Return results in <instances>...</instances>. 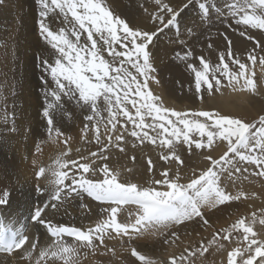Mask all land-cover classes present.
Here are the masks:
<instances>
[{
  "label": "snow or ice",
  "instance_id": "6c2138e0",
  "mask_svg": "<svg viewBox=\"0 0 264 264\" xmlns=\"http://www.w3.org/2000/svg\"><path fill=\"white\" fill-rule=\"evenodd\" d=\"M34 2L38 6V34L45 44L36 59L46 139L37 141L36 151L49 141L58 151L48 165L33 162L37 181H45L44 187L37 184L36 191L46 195L27 218L37 235L25 234L26 225L15 230L5 227V217L0 214V256L12 257L16 264H82L89 255L111 253L116 258L107 241L127 238L128 255L120 264H206L205 253L213 247L225 253L226 264H264V207L214 231L206 242L202 239L163 260L154 259L144 250L148 245L138 243L162 237L153 240V249L171 246L180 239V228L193 225L207 229L212 227V214L221 213L233 202L260 198L257 192L236 185L237 181H264V106L251 119L219 110L165 106L151 88L152 83L159 84L151 47L166 30L179 35L183 28L185 35L197 39L198 29H211L217 22L233 28L253 43L245 54H237L233 41L219 29L225 50L217 62L195 56L191 47L176 54L194 76L193 94L201 103L205 95H223V89L246 93L249 102L264 97V56L256 54L257 48L264 52V0H153L151 30L130 26L107 0ZM190 9L195 11L194 20L187 17ZM253 31L259 38L251 34ZM257 63L260 76L254 70ZM69 105L80 110L81 141L94 142L95 151L77 148L78 155L71 156L74 137L57 126L56 119L57 114L61 124L65 118L74 119ZM8 131H16L14 112ZM129 138H133L132 148L147 143L164 150L160 159L175 163L176 170L166 168L158 179L152 177L144 184L122 179L121 171L108 160L112 150L126 154ZM182 150L198 152L205 166L182 176ZM154 168L149 158L148 172ZM132 171L126 169L127 173ZM226 180L235 191L229 190ZM84 196L100 206L94 224L78 227L48 217L49 211L59 212L67 200ZM10 202L11 191L0 189V207ZM0 264H13V260Z\"/></svg>",
  "mask_w": 264,
  "mask_h": 264
},
{
  "label": "bare ground",
  "instance_id": "6f19581e",
  "mask_svg": "<svg viewBox=\"0 0 264 264\" xmlns=\"http://www.w3.org/2000/svg\"><path fill=\"white\" fill-rule=\"evenodd\" d=\"M107 2L113 9H115L117 12H119L123 16H125V9L124 8L127 6V4H132L131 5L132 8L135 5L134 4V0H132V1L131 0H107ZM13 3H15L16 6L18 4V6L20 8V9H18V8L15 9V14H16L15 20L17 19V22H19V25H20V27H18V29H19V36H18L19 41L21 43L29 42V40L31 38V37H29V35H30L31 31H32L31 29H33L31 27H32V25L34 23V19H39V17H38V6L34 2V0H0V22L2 20H4V18L5 19H9V16H11L13 11H11L10 7H8V6H10V4H13ZM146 6L148 7V9H147L148 12H146V15H142L144 17L142 19H140V21H138L136 23L134 22L135 23L134 25H136L137 27L146 28V29L151 30L152 27H151V24H150V22H151L150 13H153L155 11V6H154L152 0H148ZM129 10H130V8H129ZM134 13H137V12H134ZM136 20H137V18H136ZM15 31H16V29H15ZM15 31H14V33H15ZM2 34H4V32H2ZM2 34H0V35H2ZM237 37H235V38L238 39ZM43 43L44 42L34 41V39H33L30 42V45H31V48H34L35 50L39 51V50L42 49ZM8 44H10V43H8ZM236 44H237V42H236ZM162 45L165 46V44H162ZM11 47H13V46H11ZM165 48L163 47L162 49L164 50ZM213 49H214V47H213ZM215 49H217V48H215ZM6 50H9L8 46H7ZM157 50H159V49H157ZM167 50L168 49H166L165 51H167ZM9 53L11 54V52H9ZM164 53H167V52H164ZM155 54H157V53H155ZM159 54L160 53H158L157 55H159ZM160 57H161V55H160ZM18 58H19V56H18ZM157 59H158V57H157ZM158 61H159V59H158ZM20 62H22V61H20ZM156 62H157V60H156ZM18 67H20V66H18ZM30 67H31V65H30ZM30 67H29V69H31ZM35 69H36V67H35ZM177 69H179V68H177ZM161 73H163V70H162ZM165 73H163V74H165ZM179 73H181V72H179ZM163 79H166V78H163ZM176 80L178 82H180L179 77ZM27 83L29 84V87H32V86L36 87V89L34 88L36 91H37V88H41V85L39 84L40 82H38L35 79L34 76H30L29 75L27 77ZM178 84H180V83H178ZM176 86H178V85H176ZM26 87H28V86H26ZM36 91L35 92L31 91V94L33 95L34 100L36 101V104H35V107H34L35 109L34 110H32V108L28 109L29 108L28 106H27L28 107L27 109H26V107L25 108L23 107L24 110L26 109L25 112L22 111V112H24L22 114V116H23V119H22L23 120V124L22 125H20V124L18 125V123L16 124V125H18V127L16 126V128H17L16 129L17 130L16 134H11V135L10 134H6L5 131L7 130V128L4 127L5 125L0 126V189L8 188L11 191V202L6 207H0V214H2L5 217V220H4L5 227H11L13 230H15L17 228H20L22 225H26L27 232L25 234H27V235H29L30 237H33V238H35V236L37 235V230H36V228L31 226L30 222H27V218L29 217L30 211L32 210L33 206L39 204L41 201L46 199V195L41 196L36 191L37 184H39L40 187H44L45 186V181L43 179H40L39 181H37V178L35 176V171L31 170L33 172L32 173L33 175H31V173H30L31 171H29L27 169V167H25L24 164H23V161L25 160L24 158L27 156L28 152L31 150V148L33 146L35 148V146H36L35 143H37L38 140L41 141V140H43V138H45L46 124L43 121V116L40 114V111H42V108H43V99H44V97H43V92L37 93ZM6 92H7V90H6ZM27 94H30V93H26V95ZM18 96L21 97V95H18ZM28 96H30V95H28ZM14 99H18V98H14ZM25 101H23L22 103H24ZM28 101L31 102V100H28ZM211 102H212L213 108L215 110H219L221 112H232L234 114L243 115V116H245V117H247L249 119H251L253 117H256L257 116V112L260 110V108L262 106H264L261 103V105H259L257 107H251L252 109L250 107L247 108L246 105L249 104L248 98H247V94L246 93H234V92L226 94L225 96H222V97L217 98L215 100H211ZM22 103H19V104H22ZM208 103H206V104H208ZM254 105H256V104H254ZM14 108H16V107H14ZM17 108H19V106ZM72 108H74L73 113L76 116L75 117L76 120L79 119L80 118V110L77 107H71V105H69V110L70 111L73 110ZM11 109H13V108H11ZM7 110H9V109H7ZM56 119L58 121V125L57 126H62L64 131L68 130L70 124H67V122H66L67 120L65 121L66 118L63 119L62 124L60 123L61 116L59 114L56 115ZM28 129H31V131H28ZM83 145L81 146L82 150H84L86 147L89 146V145L86 146V144H85L86 147H83ZM52 146H53V144H52ZM71 147H72V149L74 151L79 146L76 147V145L73 143ZM53 148H54V146H53ZM53 148L52 147H48V150L51 151ZM61 149H63V148L61 147ZM155 150L153 148H148V147L127 148L126 149V154L119 153L118 150H112L110 158L108 160V163L112 164L113 160L115 159L118 164L114 165V166L117 167L118 169H120L121 173L124 176H126V177H138L139 176V183L140 184H144L146 181L150 182V179H149L150 178V174H148V170H147V165L146 164H147V160L149 158H151L152 161L155 160V152H156ZM73 151L71 153V156L72 157H76L78 154H77L76 151H74V152ZM52 152H54V151L52 150ZM132 156H135V158H136L135 161H133L131 159ZM201 165H203L202 162H200L199 166H201ZM127 168H132L133 171L131 173H127L126 172ZM34 169H36V167ZM229 186H230L229 189H231V190L233 189V191L236 190L235 188L231 187V184ZM236 187L237 188H242L243 190L248 191V192L255 191V192H257L259 194L260 198L264 199V187L249 183L248 181H245L243 184L236 185ZM84 197H86V196H84ZM83 198H81V199H83ZM91 201H93V200H91ZM251 201H252V204L250 203ZM255 201L256 200H250V201H246V202L249 203V205L251 204L250 206H252V207H257L256 203L258 201L257 202H255ZM93 202H95V201H93ZM95 203H97V202H95ZM64 204L60 208L59 212L49 211L47 213L48 217H50L54 222L63 223V224H67V225H74V226H78V227H85L86 228L87 226L94 224L96 222V219L99 216L100 206H99L98 203L96 205H88V206H86V208H88L89 210L82 209L81 206H80V203H76L73 206L72 205H68V204H66L64 206ZM231 206H233V207L230 210H237V209L239 210V208L242 207V203L241 204H236L235 203V205L233 204ZM259 206H260V204H259ZM240 209H242V208H240ZM230 210L223 209L221 213L212 214L210 216V221L212 223V227H214L215 229L218 230L219 227L217 228V226H220V229H221V228L227 227L231 223H233L234 221H230L231 219L230 220H225L226 216L230 213L229 212ZM245 211H248V210L244 208L243 212L245 213ZM233 215H234V213H233ZM119 219L123 220L124 216H120ZM215 224H217V225H215ZM256 227L259 228L258 225ZM204 230H207V229H205L203 227L193 226V225H189L187 228H183L182 227V228H180L179 233H178L180 239L178 241H176L175 244H172L171 246H169V245H158L155 249H153L152 244H153V240H155V238H149L147 240H143L144 243H142V244L143 245L144 244L148 245V247L146 249H144V250L149 252V253H152L154 259L158 260V258H159L160 260H163V259H165L167 256H169L172 253L179 254L185 247L198 245V243L202 239L206 242L208 239L211 238V234L212 233H210V232L202 233V231H204ZM39 239H40L42 244L45 243L43 228H41L40 231H39ZM107 243L109 244L110 247H114L115 252H116V258H112L111 253H108L105 256H100L99 254H97L96 256L89 255L86 259H82V264H120L121 260H124V259L127 258V255H128V253L126 252V249L128 247L127 238H125L124 241H121L119 239L108 240ZM134 243H136V242H134ZM210 253H211V259H209L208 264L213 263V261H214L213 259H215V264H226V255H225V253H223V252H215V247L210 249ZM4 260H13V264H16L14 258L0 256V261H4Z\"/></svg>",
  "mask_w": 264,
  "mask_h": 264
},
{
  "label": "rangeland",
  "instance_id": "374dc122",
  "mask_svg": "<svg viewBox=\"0 0 264 264\" xmlns=\"http://www.w3.org/2000/svg\"><path fill=\"white\" fill-rule=\"evenodd\" d=\"M147 2H148V0H145V1L144 0H134V4L135 5L133 6V8L131 6L132 4H127V6L124 8L125 9V16L121 15L119 12H117L115 9H113L110 5L109 6L113 10H115L114 12L119 14L121 16V18L126 19V21L128 20L127 22L129 23L130 26L137 27L134 24L136 22L140 21V19H142L144 17L142 15H146V12H148V10H147L148 7L146 6ZM8 7H10L11 11H13L11 16H9V19H5L4 18V20H2L0 22V34H2V32H4V34L0 35L1 36L0 37V62H1L0 63V68H1L0 69V105H1L0 106V126L5 125L4 127L7 128V130L5 131L6 134H10L11 135V134H16L17 133V130L14 131V132H9L8 131L9 125L11 123V113H13V112L15 113V117H16L15 118V124L18 123V125L19 124L22 125L23 124V120H22L23 116H22V114L25 112V110L28 107H29L28 109H30V108H32V110L35 109L34 107H35L36 101L34 100V97L31 94V91L35 92L36 91L35 90L36 87H33V86L29 87V84L27 83V77L29 75L30 76H34L35 79L38 82H40L39 84L41 85V81L39 79V77L41 75V72H40V69L37 67L38 61L36 59V56H37V54L39 53L40 50L38 51V50H35L34 48H31L30 42L33 39H34V41H38V42H43V41L41 40V38H40V36L38 34V19H34V23H33L32 27H31V28H33V29H31L32 30L31 33L32 32L33 33L32 34L30 33V35H29V37H31L30 38L31 41L29 40V42L21 43L19 41V38H18V36H19L18 27H20V25H19V22H17V19L15 20V16H16L15 9L16 8L20 9V8H19L18 4L16 6L15 3L10 4V6H8ZM129 8H130V10H129ZM134 8L135 9L137 8V9L135 10ZM145 9L147 11H145ZM134 12H137V13H134ZM187 17L190 20H194L195 19V11H194V9H190L189 10V12L187 14ZM136 18H137V20H136ZM150 24H151V27H152L151 29H153L154 25H152V22H150ZM14 28L16 29V31H15ZM217 29H219V32H226L227 33L229 38L233 41V47H234V50H235V52L237 54H245V50H249L250 51L252 49V47H253V43L252 42H249L246 38H243V37L239 36L238 31H233V28H227L224 25L220 24L219 22H217V24L215 26H213L211 29H207L206 27H205V29L204 28L198 29L197 30V39H193V38L185 35L184 34V29L182 28L181 29L182 32L179 35H177L174 31L166 30L162 35L159 36L158 39H156L154 41V46L151 47V51H152L153 59H154V66L157 69L156 75H157V78L159 80V84L152 83L151 84V88H152L154 94L159 95L162 98L165 106H168V107H171V108H176L177 110H181V109H185L186 110V109H190V108H199V107L200 108H204L205 110H208V109L209 110H215L213 108V104H212L211 100H215L217 98L225 96L226 94L233 93L230 89H223V95H221L220 93H217V94H215L212 97H208L207 95H205L204 101H203V103H201L200 100H198L193 94V92H194V76H193V74L186 68L185 62H183L176 55L177 53L183 52L185 50V48L191 47L193 49V51H194L195 56L198 57V56L203 55L204 57L208 58L211 62H213V63L217 62L219 53L225 50V42L223 40V37L217 31ZM14 31H15V33H14ZM209 33H210V35H209ZM251 34L253 36H256V37L259 38V33L258 32L253 31ZM235 37H237L238 39H236ZM180 41H183L184 43L181 44ZM236 42H237V44H236ZM8 43H10V44H8ZM162 44H165V46H163ZM209 44L212 45L211 48L208 47ZM7 46H8L9 50H6ZM11 46H13L15 49L13 47H11ZM163 47L164 48L166 47V48L163 50L162 49ZM213 47H214V49H213ZM43 48H45V44L44 43L42 45V49ZM215 48H217V49H215ZM157 49H159V50H157ZM166 49H168V50L165 51ZM9 52H11L12 55ZM164 52H167V53H164ZM155 53H157V54L160 53V54L157 55ZM162 54L163 55L165 54V55L163 56ZM256 54H257V56H264V52H261L258 48L256 49ZM160 55H161V57H160ZM18 56H19V58H18ZM157 57H158L159 61H158ZM156 60H157V62H156ZM20 61H22V62H20ZM193 62L198 64V61H193ZM30 65H31V67H30ZM18 66H20V67H18ZM28 66L31 69H29ZM35 67H36V69H35ZM177 68H179V69H177ZM162 70H163V73H165V72L166 73L165 74L161 73ZM254 70L256 71L257 76L261 75V67H260L259 63H257V65L255 66ZM179 72H181V73H179ZM178 77H179L180 82H178L176 80ZM163 78H166V79H163ZM178 83H180V84H178ZM176 85H178V86H176ZM26 86H28V87H26ZM6 90H7V92H6ZM36 92L37 93H41L42 92V88H37ZM26 93H30V94L26 95ZM6 94H7V101H8L7 104L4 103V99H5V95ZM18 95H21L22 98L20 96H18ZM28 95H30V96H28ZM13 97L14 98H18V99H14ZM247 98H248V95H247ZM28 100H31V102L28 101ZM23 101H25L26 103L25 102L22 103ZM248 102H249V98H248ZM19 103H22V104H19ZM206 103H208V104H206ZM261 103L264 105V97L253 98V99H251V102H249V104H247L246 106H247V108H249V107L250 108L251 107H257V106L261 105ZM254 104H256V105H254ZM18 106H19V108H17ZM14 107H16V108H14ZM23 107L24 108L26 107V109L24 110ZM71 107H76V106L75 105H73V106L71 105ZM6 108L9 109V110H7V114H9L7 119H5V109ZM11 108H13V109H11ZM72 109L73 110H71V112L73 113L74 108H72ZM22 111H24V112H22ZM229 113H232V112H229ZM40 114L42 115V111H40ZM73 116H74V119H72L70 121L68 119H65V121L67 120L66 121L67 124H70L68 130H65V132L71 134L74 137V142L73 143L76 145V147L79 146L81 148V146L83 144H84L83 147H86V146L89 145L88 147H86L84 149V151H87L88 149H91V150L95 151L96 150V146H95L94 142L92 144H88V143L82 142L81 139H80V136H81L80 128L82 127V124H83L81 116L77 120L75 118L76 116L74 115V113H73ZM43 121L45 122L44 118H43ZM18 125H16V126L18 127ZM89 136H91V133H89ZM45 139H46V137L43 138V140H41V141H44ZM132 142H133V138H129L128 144H127V148H132ZM36 144L37 143H35V145ZM72 144H71V146H72ZM85 144H86V146H85ZM53 146H54V148H53ZM53 146H52V143L50 141L47 142V143H41V146H40L41 147V151H39V152L36 151V146H35V148L33 146L31 148V150H30L31 152L29 151L27 156L24 158L25 159L23 161L24 166L27 167V169L29 171H31V170L32 171H36V169H34L35 168L34 163H33L34 161L36 162V165H39L41 163L44 164V165H48L51 162V158L54 157L57 154V151H58V149L56 148V146L54 144H53ZM48 147H52L53 148L52 150L54 152H52V150L49 151ZM61 147L63 148V145H60V148ZM137 147L138 148L148 147V148H153L154 150L156 149L155 150L156 152L154 151L155 152V160L153 161V164H154L155 168H154V172H152V173L148 172V174H150V178L149 179H151L152 177H155V178L158 179L160 172L163 171L166 168L167 169H171L172 171L176 170L177 166H176L175 163L164 162L163 160L160 159V154L164 150H162V149H160V148H158L156 146L147 144V143H145L144 145H139ZM74 151H76V149ZM180 154L182 156V159L184 160V165L181 166V175L182 176H185V177L190 176L192 174V170L193 169H196L197 171H199L201 168H203L205 166V162L203 161V157L201 155H199L198 152L190 154L187 151H183L182 150ZM97 162L100 163V161H97ZM200 162H202L203 165L199 166ZM117 164L118 163H117V161L115 159L113 160L112 164L109 163V165L111 167L113 166L114 168L118 169L117 167L114 166V165H117ZM118 170H120V169H118ZM32 171L30 172L31 175H33ZM125 177L126 176H124L123 174L121 175L122 179H124ZM127 178L131 179L133 182L139 183V176L138 177H127ZM250 179H253V178H250ZM244 182L245 181H237V185L243 184ZM261 182L264 183V181H261ZM261 182L255 183V185L261 186V184H262ZM226 183H228L230 185V182L227 181V180H226ZM229 190L233 191V189L232 190L229 189ZM254 200H256L255 202L258 201L256 203L257 207L250 206L252 204V201L250 202L251 203L250 205L246 201H243V202L242 201H237V202H233V204L235 205V203L236 204H241L242 203V207H240L242 209L239 208V210L238 209L237 210H230L233 206L227 207V208H223V209L230 210L229 211L230 213L228 215L226 214L227 216H226L225 220H230L231 219L230 221H235L237 218L242 216V214H243V216H249L252 211L258 210L259 208L264 207V199L263 198L254 199ZM75 202L76 203H80V206L81 205L88 206V205H96L97 204V203L91 201L90 198H88L86 196L83 199H81L79 197L77 199L76 198H71V199L67 200V202L64 204V206L66 204L73 206L74 204H76ZM233 204H231V205H233ZM259 204H260V206H259ZM81 208L85 209V210H89L86 207H81ZM244 208L248 210V211H245V213L243 212ZM232 212L234 213V215H233ZM215 225H217V224H215ZM217 228L219 230L220 226H217ZM216 230L217 229H215L214 227H209V228H207V230L202 231V233H208V232L213 233ZM155 239L162 240L163 238L162 237H157ZM138 243L143 245L142 243H144V242H143V240H140V241H138ZM203 259H205V261H207L206 264H208L209 259H211L210 250H209V253H205V257ZM158 260H160V259L158 258ZM213 260L214 261L211 264H215V259H213ZM197 264H200V262L197 261Z\"/></svg>",
  "mask_w": 264,
  "mask_h": 264
}]
</instances>
